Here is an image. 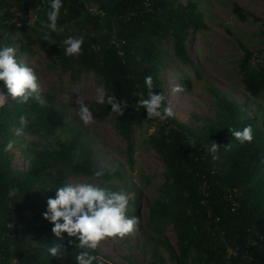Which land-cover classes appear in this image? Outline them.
Segmentation results:
<instances>
[{
	"label": "trees",
	"instance_id": "1",
	"mask_svg": "<svg viewBox=\"0 0 264 264\" xmlns=\"http://www.w3.org/2000/svg\"><path fill=\"white\" fill-rule=\"evenodd\" d=\"M49 2L0 0V47L16 48V59L19 51L31 53L32 46L54 51L55 64L72 72L92 71L110 95L126 101L128 107L120 117L109 118L108 105H97L92 112L94 118L112 120L116 134L125 142L128 163L133 161L134 130L144 121L159 123L148 141L162 162V182L148 207L146 224L156 234L172 226L177 264H264V116L260 129L255 128L241 105L222 97L214 124L197 133L175 117L149 120L146 110L137 107L142 96L147 98V76L153 78V91L164 95L158 51L162 41L170 42L179 63L194 65L188 46L192 36L206 28L197 4L191 0H63L60 31L51 33L57 41L51 44L43 41L40 27L47 19ZM88 3L95 9H88ZM230 10L237 20L248 17L261 28L257 51L238 43L242 52L238 73L246 94L255 98L264 91V22L236 2ZM28 11H40V17L27 21L22 15ZM79 33L84 37L83 54L66 56L61 41ZM11 35H19L22 43L15 45ZM0 86L6 94L0 106V264H77L76 256L82 251L75 246L78 238L53 234L54 225L43 219L47 202L39 190L55 198L68 174L94 178L100 166L76 138H59L60 120L47 106L31 99L19 103L8 95L3 81ZM164 106H168L165 100ZM22 114L29 121L23 134L44 140L41 147L29 150L32 157L23 170L11 167L4 150L11 140L9 130L20 128ZM248 125L254 139L241 145L230 129ZM211 141L220 145L217 160L206 151ZM77 149L82 162L74 164ZM107 177L105 172L101 178ZM10 189H18V194L9 197ZM126 215L137 217L132 200ZM54 244L64 245V258L49 255L47 249ZM93 254L97 256V250Z\"/></svg>",
	"mask_w": 264,
	"mask_h": 264
},
{
	"label": "rangeland",
	"instance_id": "2",
	"mask_svg": "<svg viewBox=\"0 0 264 264\" xmlns=\"http://www.w3.org/2000/svg\"><path fill=\"white\" fill-rule=\"evenodd\" d=\"M184 3L187 0H177ZM197 4L206 28L196 32L189 43L188 52L194 65L181 64L174 57L170 42L164 40L158 46L161 57L159 76L163 83L165 101L173 108L175 118L185 123L197 133H203L216 121L220 112L222 97L235 102L251 117L255 128L260 129L264 116V91L257 97H249L238 73L237 64L242 55L238 43L250 50L260 47V31L257 22L250 18L237 20L231 13L232 2L264 22L263 0H191ZM88 9L95 5L88 3ZM17 14L18 11H15ZM41 12H25L23 18L34 21ZM74 31L80 32L78 29ZM78 36H82L79 33ZM15 45L21 44L19 35H11ZM54 51H41L32 46L31 53L20 52L17 61L31 66L39 76L44 89V99L50 111L60 124L56 130L60 139L68 141L76 138L79 144L90 152V158L97 166L106 167L107 179L89 178L78 174H68L67 182H91L114 190H125L132 194L137 218V231L124 238L111 237L101 241L96 249L98 257L107 264H177L176 238L171 225L161 234L152 232L147 226L148 207L158 196L162 182L163 165L148 139L159 127L158 122L144 121L133 133V161L125 158V142L118 136L109 118L97 119L95 124L85 127L77 116V93L85 104L94 110L95 89L103 86L100 78L92 71L72 72L53 62ZM187 83V86L185 85ZM180 86L181 91H176ZM73 89L76 92H73ZM68 93L71 102L63 97ZM3 95L6 94L4 93ZM18 127H11V140L15 141L11 151L10 165L15 169H25L32 155L29 150L39 148L44 140L35 134L16 135ZM36 185V184H34ZM42 200L47 202V191L42 192ZM188 264H196L189 262Z\"/></svg>",
	"mask_w": 264,
	"mask_h": 264
},
{
	"label": "clouds",
	"instance_id": "3",
	"mask_svg": "<svg viewBox=\"0 0 264 264\" xmlns=\"http://www.w3.org/2000/svg\"><path fill=\"white\" fill-rule=\"evenodd\" d=\"M63 8V0H50L49 9L46 13L47 19L42 20L40 27L43 31L42 39L51 44L57 41L53 39L51 33L60 31L58 20L60 10ZM83 36L69 35L61 41L64 47V54L69 57L78 58L83 54ZM0 81H3L8 90V95L19 103L26 104L31 99L39 105H46L44 99V89L40 83L39 76L35 70L16 59V48L11 46L0 47ZM148 92L147 98L137 101L138 108H144L149 120L158 119L166 121L174 118L175 113L169 105L164 106L165 96L153 91V78L145 77L144 81ZM138 87V86H137ZM176 91H181L177 85ZM73 92H76L73 89ZM96 104L111 106L109 118L113 115L120 117L124 114V109L128 107L126 101H119L117 97L110 95L103 86L95 89ZM78 99L75 101L77 107V116L85 127L95 124L93 112L90 106L85 104V100L78 93ZM65 102H71V97L65 93L63 97ZM6 97L0 94V106L5 103ZM29 121L26 115L19 116L20 128L16 130V135H22ZM233 138L241 145L251 143L254 139L253 128L251 125L245 126L242 130H232ZM15 141H8L5 145V151H11ZM194 144V142H193ZM220 148L216 142L211 141L210 146L206 148L208 154L213 160L219 157L217 152ZM73 163L82 162L80 150L73 152ZM106 167L101 165L93 172L94 179H99L105 175ZM18 189H10L9 197L16 196ZM132 194L125 190H113L110 187L102 186L91 182H66L58 187L55 198H48L47 210L43 213V219L54 225L53 234L61 238L62 233H67L69 237H76L79 240L76 247L81 249L77 256V264H105L102 257H98L93 252L99 247L101 241L105 238L119 237L124 238L132 234L139 228V218L133 216L128 218L129 202ZM14 227L13 224H9ZM51 257L62 259L66 252L63 244H54L47 249Z\"/></svg>",
	"mask_w": 264,
	"mask_h": 264
},
{
	"label": "bare ground",
	"instance_id": "4",
	"mask_svg": "<svg viewBox=\"0 0 264 264\" xmlns=\"http://www.w3.org/2000/svg\"><path fill=\"white\" fill-rule=\"evenodd\" d=\"M0 94H3L2 90L0 89Z\"/></svg>",
	"mask_w": 264,
	"mask_h": 264
},
{
	"label": "water",
	"instance_id": "5",
	"mask_svg": "<svg viewBox=\"0 0 264 264\" xmlns=\"http://www.w3.org/2000/svg\"><path fill=\"white\" fill-rule=\"evenodd\" d=\"M0 87H1V86H0ZM1 90H2V92H3V94H4V91H3L2 87H1Z\"/></svg>",
	"mask_w": 264,
	"mask_h": 264
},
{
	"label": "built area",
	"instance_id": "6",
	"mask_svg": "<svg viewBox=\"0 0 264 264\" xmlns=\"http://www.w3.org/2000/svg\"><path fill=\"white\" fill-rule=\"evenodd\" d=\"M0 89H1V87H0Z\"/></svg>",
	"mask_w": 264,
	"mask_h": 264
}]
</instances>
